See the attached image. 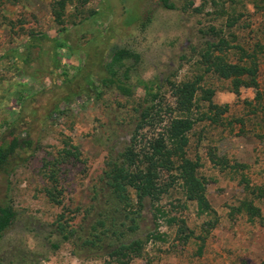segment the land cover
Segmentation results:
<instances>
[{"label": "rangeland", "instance_id": "rangeland-1", "mask_svg": "<svg viewBox=\"0 0 264 264\" xmlns=\"http://www.w3.org/2000/svg\"><path fill=\"white\" fill-rule=\"evenodd\" d=\"M169 3L171 9L162 0H0V137L7 133L8 123L20 120L19 129L24 128L20 123H27L39 145L9 177L16 220L0 244L4 258L16 251L38 255L43 259L38 264L102 261L72 255L70 242L52 249L50 244L59 241L54 220L62 207L74 210L88 203L107 151L122 148L129 139L132 108L143 98V90L137 88L130 98L114 90H105L97 99L83 94L56 111L65 89L47 74L53 69L49 56L36 61L35 50L36 62L30 67L22 64V74L9 69L4 52L14 47L23 51L29 33L65 31L75 52L72 57L67 48L62 50L63 69L69 75L87 59L95 63L102 48H126L139 54L135 75L159 79L164 121L172 116L168 112L175 100L171 86L198 83L192 109L196 122L188 134L187 154L199 162L198 173L206 181L216 225L211 227L209 217L197 215L179 185H174L154 207L166 211L164 218L156 220L153 207L145 203L139 237L156 231L160 239L150 240L130 264H264V223L251 222L236 212L244 192L234 174L235 165L243 164L250 184L264 185V0ZM125 18L134 22L126 25ZM221 40L227 43L221 55L228 61L237 59L238 48L253 57L258 68L256 88L242 87L234 94L230 80L206 71L202 54L208 43ZM203 90L212 91V105L227 104L226 112L213 109L203 99ZM33 95H40L39 99L30 100L25 111L34 115L26 112L21 119V103ZM64 148L73 155L60 166L56 188L46 181L42 169ZM48 190H53L61 206L52 202ZM256 204L264 217V201ZM172 217L183 219L193 232L188 243L183 242L178 225L168 223Z\"/></svg>", "mask_w": 264, "mask_h": 264}, {"label": "trees", "instance_id": "trees-1", "mask_svg": "<svg viewBox=\"0 0 264 264\" xmlns=\"http://www.w3.org/2000/svg\"><path fill=\"white\" fill-rule=\"evenodd\" d=\"M59 4L64 6L63 2ZM162 4L168 9L173 6L169 0H162ZM126 18V25L134 22V18L128 22ZM226 45L223 40L207 44L202 54L206 71L230 80L234 94L242 87L256 88L258 68L253 57L238 48L240 55L237 59L228 61L221 55ZM66 48L72 57L75 56L66 41L65 31L55 35L34 32L29 33L22 43L23 51L14 47L5 51L4 57L9 59V69L25 74L22 64L30 67L32 62L42 56H49L53 69L47 74L53 77L54 84L65 89L62 106L55 105L56 111L73 98L86 94L97 99L105 90H114L130 98L137 88H141L143 98L132 108L133 128L125 145L107 151L103 170L91 186L88 203L74 210L62 207L56 215L54 225L59 241L51 243L50 247L58 250L62 243L70 242L71 253L78 258L102 260L100 264H130L134 258L142 255L150 240L160 239L156 231L139 237L145 203L149 201L153 207L156 220L164 218L166 211L154 207L174 185H179L185 201L194 205L197 215L209 217L211 221L208 225L215 227L217 214L208 201L206 181L199 176V162L187 154L188 134L196 122L192 109L199 89L197 81L171 86L175 100L168 112L172 116L164 121L163 114L166 112L160 103L162 85L159 79L154 77L145 80L135 75L140 63L139 54L126 48L117 47L110 51L102 48L97 53L98 60L95 63L87 59L77 64L73 75H69L61 61L62 50ZM35 50L36 61L33 58ZM85 55L87 58L88 50ZM203 92V99L213 109L220 110L222 114L226 112L227 104L212 105V91ZM39 96H31L29 102L22 101L21 119H24V113L29 112L25 108L30 100L35 102ZM165 109L167 111V107ZM29 115L33 116L34 112L30 111ZM19 121L8 123L7 133L0 137V244L16 220V211L9 195V177L20 163L26 162L39 148L31 127L27 123H20L24 126L20 130L19 125H16ZM72 155L70 149L64 148L51 160L45 161L42 172L48 183L57 188L60 166ZM245 168L243 164L234 167V174L244 192V199L235 210L244 214L249 221L263 224L264 217L256 201H264V185H251L244 173ZM52 193L53 190H48L49 198L61 206V201ZM167 220L169 224L178 225V232L182 234L185 244L193 239V232L188 230L183 219L172 217ZM42 260L38 255L27 252L15 251L8 258L0 255V264H38Z\"/></svg>", "mask_w": 264, "mask_h": 264}]
</instances>
